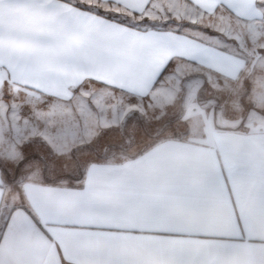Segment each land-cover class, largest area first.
Wrapping results in <instances>:
<instances>
[{"label": "crops", "instance_id": "1", "mask_svg": "<svg viewBox=\"0 0 264 264\" xmlns=\"http://www.w3.org/2000/svg\"><path fill=\"white\" fill-rule=\"evenodd\" d=\"M164 1L0 0V119L5 90L33 102L0 124V161L20 164L37 140L67 161L10 182L0 163V264H264V116L231 127L206 117L180 137L132 134L189 119L212 81L244 88L251 76L242 56L178 24L264 10L259 0H171L170 26L110 14L156 20ZM83 145L95 149L72 158Z\"/></svg>", "mask_w": 264, "mask_h": 264}, {"label": "rangeland", "instance_id": "2", "mask_svg": "<svg viewBox=\"0 0 264 264\" xmlns=\"http://www.w3.org/2000/svg\"><path fill=\"white\" fill-rule=\"evenodd\" d=\"M169 5L171 6V0H165L162 13L167 14V17L157 18L156 20H151L147 15L118 13L113 10H110V14L131 23L150 24L151 22V24L162 23L170 26L177 19L171 13ZM259 5L264 10V0H259ZM197 21L195 24L189 23L190 25L180 23L178 27L181 30L192 28L191 31L195 34H205L207 32V39L210 38L216 47H222L228 52L237 53L242 56L247 61L246 73L251 75L244 82L245 87L243 88L240 83L236 85L234 82H223L221 86L216 81H212L206 87H200L201 90L199 89L197 94L195 93L194 110L190 114L189 119L178 120L176 122L171 120L164 121L162 125L158 122H144L147 127L144 128L143 125H139L141 127L133 130V136H144V133L145 135L148 134L156 137L187 136L191 135L196 128H199L200 123L203 124L206 117L215 120L216 126L231 127L239 121L240 115L245 117L244 122L246 123L251 122L253 118L257 121L258 118L264 116L263 113H254L253 111L240 113L243 110H253L256 107L264 109V15L257 20H243L227 11L221 10L214 15H205L202 18H198ZM199 83L200 81H188L183 86H189L191 90H196ZM2 100H4L5 106L9 109L6 116H4L5 118L0 119V124L8 122L9 125L12 123L11 108L13 105L26 106L33 103L31 98L25 95L12 94V91L9 90L4 91ZM198 110L201 111L198 112ZM202 110H205V112ZM201 112L205 115H200ZM191 127L194 128L193 131ZM146 144L143 142L142 147L146 146ZM124 146L121 145L120 147ZM99 147L101 148L102 146ZM114 148L117 147H110L108 153L114 151ZM94 149L93 146L83 145L75 148L71 156L72 158H79L91 153ZM21 153L25 157L28 156L30 160L26 159L18 165L0 161L4 165V169H6L5 173H7L8 177L6 179L8 182L21 180L23 177L19 176V171L23 169H44L52 167V165L60 168L67 165V161L64 162L63 160L62 163L60 162V160L65 158L63 152L54 151L53 147L43 145L39 140H37L36 144L26 143L22 146ZM69 155L67 154L66 156ZM69 164V167H75L77 164L79 165V162L70 161Z\"/></svg>", "mask_w": 264, "mask_h": 264}, {"label": "snow or ice", "instance_id": "3", "mask_svg": "<svg viewBox=\"0 0 264 264\" xmlns=\"http://www.w3.org/2000/svg\"><path fill=\"white\" fill-rule=\"evenodd\" d=\"M77 7H80V8H84V7H90L88 5H83V4H77ZM164 71H167V69L165 68ZM19 171V170H18Z\"/></svg>", "mask_w": 264, "mask_h": 264}]
</instances>
